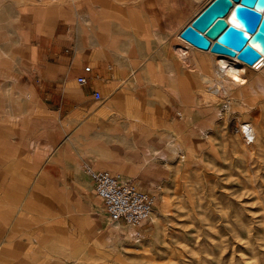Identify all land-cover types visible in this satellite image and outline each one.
Returning <instances> with one entry per match:
<instances>
[{"label": "crops", "instance_id": "1", "mask_svg": "<svg viewBox=\"0 0 264 264\" xmlns=\"http://www.w3.org/2000/svg\"><path fill=\"white\" fill-rule=\"evenodd\" d=\"M211 1L0 0V241L20 210L22 218L42 220L37 243L23 242L16 223L8 234L9 247L42 246L59 232L69 247L70 231L60 224V209L75 202L85 179L92 181L84 165L119 172V152L106 149L108 167L82 159L77 172L73 157L61 151L68 140L65 124L92 112L96 100L101 102V145L116 140L119 118L144 140L158 142L156 122L144 121L145 111L138 109L133 125L130 114L136 102L155 107L164 94L181 105L193 101L199 81L182 67L174 45L189 18ZM79 76L88 82L79 83ZM171 124L177 133L185 129L180 120ZM145 166V177L152 181L165 173L152 162ZM28 188L33 190L26 197ZM83 200L90 222L99 223L98 210Z\"/></svg>", "mask_w": 264, "mask_h": 264}, {"label": "rangeland", "instance_id": "2", "mask_svg": "<svg viewBox=\"0 0 264 264\" xmlns=\"http://www.w3.org/2000/svg\"><path fill=\"white\" fill-rule=\"evenodd\" d=\"M176 40L182 67L199 81L193 101L181 105L164 94L155 107L136 102L138 108L130 114L134 125L138 109L147 112L143 120L156 122L158 142L144 140L128 120L119 118L118 137L108 147L101 145V102L93 100L92 112H82L71 126L65 124L68 140L61 143V151L75 160L76 171L82 159L105 167L106 149L117 148L112 151L119 152V172L135 178L138 188L154 198L152 217L138 227L112 221L92 181L85 179L75 202L60 209V224L70 231L69 247L61 232L42 246L9 247L14 224L21 228L23 242L31 238L37 243L41 229L42 220L22 218L19 210L0 241V264H264V65L247 66L242 85L236 77L244 75L236 69V87L224 85L225 80L207 86L198 74L199 60L212 57L216 63V56L178 35ZM210 64L202 69L211 74L215 64ZM175 120L185 126L181 133L171 124ZM147 162L165 173L153 181L145 177ZM32 190L28 188L26 197ZM83 199L98 210L99 223L90 222Z\"/></svg>", "mask_w": 264, "mask_h": 264}, {"label": "water", "instance_id": "3", "mask_svg": "<svg viewBox=\"0 0 264 264\" xmlns=\"http://www.w3.org/2000/svg\"><path fill=\"white\" fill-rule=\"evenodd\" d=\"M231 10L239 25L227 19ZM180 35L199 49L256 64L264 51V0H212Z\"/></svg>", "mask_w": 264, "mask_h": 264}, {"label": "built area", "instance_id": "4", "mask_svg": "<svg viewBox=\"0 0 264 264\" xmlns=\"http://www.w3.org/2000/svg\"><path fill=\"white\" fill-rule=\"evenodd\" d=\"M181 31L178 33V38L189 43L181 37ZM85 69L89 71L91 66H86ZM78 81L81 84H86L88 79L86 76H79ZM94 94L96 99L102 98L100 92L96 91ZM83 169L91 177L96 193L112 221L138 227L152 217L154 198L138 188L135 178L122 172L94 169L87 164Z\"/></svg>", "mask_w": 264, "mask_h": 264}, {"label": "bare ground", "instance_id": "5", "mask_svg": "<svg viewBox=\"0 0 264 264\" xmlns=\"http://www.w3.org/2000/svg\"><path fill=\"white\" fill-rule=\"evenodd\" d=\"M227 19L229 20V22L239 25V22L236 20V18L234 16L233 10H231L229 12V14L227 15ZM189 49H190V46H188V45L185 46L184 52L188 53ZM213 55L216 56L215 57L217 60L216 63H215V61H212V57L207 58V59H205L206 58L205 57L202 61L203 65L204 66L206 65L207 67L211 66L210 61H211V63L215 64L214 68H212V69H214L213 73L210 74L209 72L204 71L202 69V66H201L200 72H199L200 77L205 81L206 85L212 86V84H214V82H216V81L221 84V83H223L222 80H225L226 84H224V85H227L228 87L231 85V88L236 87L235 78L232 77V74H236V72H237L236 69H238V71L240 73H243V75H244L243 78H239L238 76L236 77V81L239 82L240 85H242L243 80L246 77V73H247V69H248L247 66H249L250 64L243 62L242 60L238 59L237 57H232V56L225 55V54L213 53ZM236 60H238L240 63H238ZM246 64H248V65H246ZM263 65H264V51L262 52L261 60H259L256 64H253V66L257 69H260L263 67ZM238 66L240 68H237ZM213 75H218L219 78H214ZM173 140H174V137H173ZM171 141L172 140H170L169 138L167 139L168 145L171 143Z\"/></svg>", "mask_w": 264, "mask_h": 264}]
</instances>
